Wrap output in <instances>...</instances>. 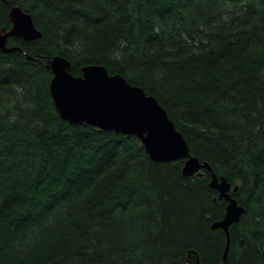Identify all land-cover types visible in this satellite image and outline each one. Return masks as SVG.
<instances>
[{"label":"trees","instance_id":"obj_1","mask_svg":"<svg viewBox=\"0 0 264 264\" xmlns=\"http://www.w3.org/2000/svg\"><path fill=\"white\" fill-rule=\"evenodd\" d=\"M41 37L0 53V264H220L209 173L70 124L43 62L99 65L153 97L246 213L225 264H264V0H6ZM0 0V27L10 29ZM29 56L33 60H28Z\"/></svg>","mask_w":264,"mask_h":264},{"label":"water","instance_id":"obj_2","mask_svg":"<svg viewBox=\"0 0 264 264\" xmlns=\"http://www.w3.org/2000/svg\"><path fill=\"white\" fill-rule=\"evenodd\" d=\"M2 2L8 10L10 29L0 27V53H23L19 47H8V38L29 42L39 39L41 34L34 27L30 15L6 0ZM26 58L35 61L29 56ZM43 65L52 75L49 95L62 120L134 136L153 162L183 161L184 177H201L202 171L209 173V188L226 203L223 217L211 224L212 230H221L224 234L225 247L220 264H225L230 246L229 229L246 213L233 197L237 186L231 187L227 179L218 178L207 163H201L190 155L186 142L165 110L141 88L128 84L120 75L108 74L99 65L84 66L80 76H73L70 61L60 55L46 58ZM190 262L187 258L186 264ZM195 262L200 264L198 256H195Z\"/></svg>","mask_w":264,"mask_h":264},{"label":"bare ground","instance_id":"obj_3","mask_svg":"<svg viewBox=\"0 0 264 264\" xmlns=\"http://www.w3.org/2000/svg\"><path fill=\"white\" fill-rule=\"evenodd\" d=\"M221 200V199H220Z\"/></svg>","mask_w":264,"mask_h":264}]
</instances>
